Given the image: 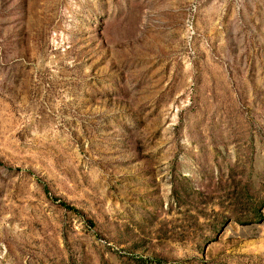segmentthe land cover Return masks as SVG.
Returning <instances> with one entry per match:
<instances>
[{
	"label": "rangeland",
	"instance_id": "obj_1",
	"mask_svg": "<svg viewBox=\"0 0 264 264\" xmlns=\"http://www.w3.org/2000/svg\"><path fill=\"white\" fill-rule=\"evenodd\" d=\"M249 176L264 0H0V264H264Z\"/></svg>",
	"mask_w": 264,
	"mask_h": 264
},
{
	"label": "trees",
	"instance_id": "obj_2",
	"mask_svg": "<svg viewBox=\"0 0 264 264\" xmlns=\"http://www.w3.org/2000/svg\"><path fill=\"white\" fill-rule=\"evenodd\" d=\"M175 178H177V177H175ZM184 179L189 181L188 177H184ZM252 187H253V181H252V178L249 176V180L246 179L244 181H239L238 184L235 185V187L233 185L232 189H228V191H227L228 193H230L231 199L238 201V202H240L241 200H244L246 198H250L248 201L242 202L243 204L249 205V214L248 215L239 214V212L235 211L234 209L229 210L228 217L231 219L234 218V220L238 223H245L246 221L256 220L260 217L259 209H260L261 205L264 203V195L260 198H256L253 195H250ZM173 188H174V193H176L177 181H174ZM190 192H194V187H192V186L190 187ZM176 195H177V193H176ZM60 204H61V206H63L68 211H74L75 213L78 212V211H76V209H74L73 207H71L70 205H68L65 202H60ZM88 224L92 227L94 226V223L90 220L88 221ZM213 237H214V235L212 236V238Z\"/></svg>",
	"mask_w": 264,
	"mask_h": 264
}]
</instances>
